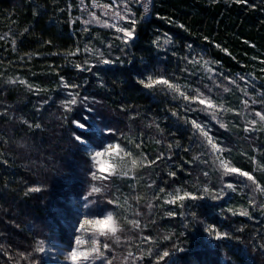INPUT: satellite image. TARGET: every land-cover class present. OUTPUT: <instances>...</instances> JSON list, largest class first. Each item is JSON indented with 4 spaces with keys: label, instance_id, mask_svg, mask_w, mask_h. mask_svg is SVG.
I'll list each match as a JSON object with an SVG mask.
<instances>
[{
    "label": "trees",
    "instance_id": "trees-1",
    "mask_svg": "<svg viewBox=\"0 0 264 264\" xmlns=\"http://www.w3.org/2000/svg\"><path fill=\"white\" fill-rule=\"evenodd\" d=\"M69 1L76 6L74 0H0V264H49L44 253L34 251L37 242L69 239L77 215L72 200L81 197L94 182L89 175L93 161L85 144L75 141L73 133L83 134L87 142L96 145L108 136L79 129L73 120L87 123L85 116L93 111L95 118L100 117V122L114 128L115 133L130 126L136 137L161 131L163 140L172 144V159H183L195 179L201 167L190 155L191 146L187 147L196 132L183 118H174L178 100L157 89L143 88L141 73L147 69L172 74L180 71V54L185 53L188 43L209 54L219 73L248 71L251 50L261 51L264 58V0H248L246 4L153 0L152 13L138 23L131 48L144 61L134 59L127 66H85L90 70L75 68L72 53L86 35L71 22ZM163 29L171 36L170 49L159 56L154 35ZM63 79H75L79 89H87V99L83 96L86 92H81L71 111L62 103L66 98L60 87ZM214 126L213 133L225 134L220 126ZM161 166V177L168 186L183 176L179 169L177 177L170 178L164 173V164ZM36 187L41 190L29 191ZM106 191L111 195L107 187ZM215 205L206 200L196 205L195 227H187L184 235L175 232L164 243L170 246L178 237L187 248L173 253L169 263L166 259L158 264H264L261 237L254 234L246 218L221 215L213 210ZM205 218L225 227L231 233L229 241L244 247L242 254L234 245L228 247L226 240L210 247L202 223ZM158 220L145 229L126 224L117 233L120 243L108 241L112 244L110 255L139 245L142 233L155 230L163 234ZM21 253L32 256L24 259Z\"/></svg>",
    "mask_w": 264,
    "mask_h": 264
},
{
    "label": "rangeland",
    "instance_id": "rangeland-1",
    "mask_svg": "<svg viewBox=\"0 0 264 264\" xmlns=\"http://www.w3.org/2000/svg\"><path fill=\"white\" fill-rule=\"evenodd\" d=\"M103 1L109 2V0ZM215 1L228 4L248 3V0L246 2L245 0ZM253 1L255 2L256 0ZM127 3L130 6V13L125 12L124 0H116V4L110 15L107 17L98 16L100 21H107L108 24L116 25V27H109L104 23L96 22L94 17L86 16L73 5V2L71 5L69 1L68 11L71 13V22H76L77 30L86 35V39L82 40V45L79 44L76 48L79 51L73 52L75 53L74 55L72 54L73 59L71 61H74L72 66L75 68H79L77 65H83L84 68L85 66L91 68L94 65L127 66L134 59H137V62L144 61L142 57L137 56L131 50L133 43L137 39L136 28L138 27V23L142 21L139 16L140 10L134 0H127ZM116 13H120L121 16L130 14L137 21L135 24V39L130 44L125 45L120 39L123 33L117 31V28L129 27V25L127 21L120 19ZM85 21L91 22L85 23ZM170 21H166V24L169 25ZM157 38H159V42L154 43V46H156L155 50H157L156 53L159 56H165L170 48L169 43L165 44L164 41L165 39H170L171 36L169 32L163 29L155 32L154 41H157ZM184 51L185 53L180 54V58L182 59L180 71L172 74L162 70L147 69L144 74L141 73V79L149 74H160L172 82L180 84L182 87L188 86L190 89L199 88L205 96H210L217 104L223 103L225 107L234 109L235 111H221L218 114L217 119L226 125V127H221L225 134L213 133L216 129L214 124L220 126V123L217 120H213L209 112L199 111L200 108L204 107L203 105L199 103L190 104L163 86L153 89H147L144 86L143 88L152 92H154V89H157V92L169 95L172 98L176 97L174 99L176 102L178 100L179 109H177V112L176 110L173 111L177 113V115H174V118L181 117L184 120L186 118H192L196 119L198 123H206L212 137L225 149L222 157L230 161V166L251 173L256 178V181L264 185V124H250V121L253 119L259 122V117L254 116V112L264 111V104L259 102L260 97L264 96V58L262 57V52L257 49L250 51L248 71L219 73L217 63L202 48H194L188 43L184 47ZM100 53H103L102 57ZM103 59L115 62L103 63ZM205 61L207 62V66H205ZM193 70H196L195 73H193ZM183 73H185V76ZM225 77L228 79H225ZM241 77H244V79L241 80ZM229 80H234L236 83L230 84ZM65 84L69 86L65 87ZM73 85L78 87H72ZM79 86V83L75 79L71 82L67 79L61 81L60 87L66 95L65 101L72 99L74 95L77 97L81 92H86L83 95L85 98L87 89H79ZM225 87H228L230 91L225 92ZM77 88L78 90H76ZM245 88L247 89L248 95H245L241 91V89ZM189 94L193 95L194 93L190 91ZM253 99L258 101L255 105L251 104V100ZM244 100L249 101L247 106L242 102ZM189 108H196L197 111L187 110ZM86 109L91 110L90 107ZM90 113L92 114L91 116H85L87 123L79 119L76 120L86 124L84 130L94 131L99 136H108L101 145L87 142L84 139L87 142L85 144L87 154L89 155L90 150L102 151L108 145L118 144L123 151L113 150L112 153L105 154L101 158L105 162L104 167L108 171L114 170L115 172H120L129 171L130 169L131 171H129V175L127 176L112 175L107 181H94L87 187L85 193H82L81 197L72 200L77 210V215L75 222L70 226L69 239L59 237L44 240L46 248L51 247L54 249L51 252L46 251L44 253L49 264H73L70 259H66L67 254L73 247L78 250L87 249L90 246L91 238L95 235L94 229L89 225H85L83 231L78 230L79 221L85 217H103L108 212L114 213V219L119 223L121 229L126 224L132 226L129 221L133 220H138L140 226H143L145 229L151 223L155 222V220L159 219L162 222L160 230L163 233L161 234L155 230L142 233L139 239V245L131 247L128 251L119 253L118 255H115L117 253L113 252L112 254L115 256L106 252L108 259H112V264H156L158 255H161L164 251L170 253L168 257L164 258L169 263L170 261L168 262V260L173 253L184 250L187 245L178 237L174 238L176 242H173L170 246L164 243L176 233L184 235L187 227H195L194 217L197 211L195 207L201 200H206L208 203L216 202L217 205L213 206V210L221 215L224 213L240 215L242 209L247 210L249 215L244 216L246 222L254 230V234H258L261 237L259 244L264 245V194L256 190V185L253 181L248 180L242 175L231 174L223 176L222 170L218 169L217 163H213L214 153L210 145L207 144L206 138L195 128L193 130L197 135L193 134L192 142L188 143L190 145L187 148L190 149L191 146L189 151L193 160L195 157H199L196 160L199 162L201 169L200 174L195 179H192L193 176L184 167V161H181L183 159H172V150L168 143L160 136L161 131H152L148 137L144 133L136 137L132 134L135 130L130 126L128 129L115 133L114 128L112 129L100 122V117L95 118L93 111H90ZM188 124L190 127L192 126L190 123ZM245 127H255L256 130L245 131ZM147 128H149L148 124ZM108 129H112L113 131L109 133ZM137 143L140 145L139 148L135 147ZM162 143L166 145L160 147ZM169 144L172 146L171 143ZM173 147L175 149V146ZM126 152L132 153V155L127 156L125 155ZM161 153L163 154V158L156 160V157ZM143 156H147L148 161L156 160V163L151 166H140V161ZM133 158L137 159V167L135 169H132L131 165ZM205 160L208 161L207 164L204 163ZM144 163L146 165L147 161ZM161 164H164V169L166 168L165 174L169 175L170 172L178 174L179 169H181L183 176L179 177V180L175 181L172 186H168L167 180L161 177ZM92 168L93 171L98 170L94 166V161ZM205 172L208 173L207 176L204 175ZM169 177L171 178L170 175ZM226 183H232L236 190L233 191L232 189L225 188L224 195L218 199H213L212 195L218 194L219 190ZM92 184H97L98 186L103 184L105 186L104 192L89 196L88 193ZM205 186L212 190V193L204 195L202 199H184L183 201L177 200L175 203H165L173 195H183L184 192H192L200 195ZM106 187L111 190V195L107 194ZM161 189L164 191H161ZM109 201H116V203H109ZM86 204L87 207H85ZM229 209L232 211H229ZM168 212H173L175 215L169 216L167 214ZM202 223L204 229L209 225H214L221 232L228 231L225 227L218 226L206 218L202 220ZM103 227L107 228L108 226L104 225ZM208 235L211 240L210 247L214 248L218 242L226 240L227 246L231 247L234 245V249L239 255L244 251V247L236 243H231L228 238L229 236L216 239L214 235H210L209 233ZM78 236L84 241L82 245L75 243V238ZM144 237H151V240L145 242ZM165 237L169 238L165 239ZM97 238L101 242L105 240V237ZM149 248L152 250L151 255L145 254ZM128 253H132V256L129 257ZM142 254H144L143 259H139ZM125 257L128 258L125 259ZM147 260L148 262H144ZM86 264H101V261L95 259L86 262Z\"/></svg>",
    "mask_w": 264,
    "mask_h": 264
},
{
    "label": "snow or ice",
    "instance_id": "snow-or-ice-1",
    "mask_svg": "<svg viewBox=\"0 0 264 264\" xmlns=\"http://www.w3.org/2000/svg\"><path fill=\"white\" fill-rule=\"evenodd\" d=\"M134 2H139V0H134ZM246 2V0H245ZM97 7H100L101 5H96ZM103 7L105 8H112L114 5L109 4V5H104ZM124 8L126 13H130V6L127 3V0H124ZM143 9L144 12H148L149 7L148 4L145 3L143 4ZM116 15L122 19L127 21V24L129 27H118L117 31L123 33V36L120 37L122 43L125 45L130 44L132 40L135 39V24L136 20L132 18L130 14L128 15H123L121 16L120 13H116ZM94 18L96 19V22L98 23H104L106 26L109 27H116L115 24H108L107 21H100L99 17H95V14H93ZM91 21H85V23H90ZM181 27H183L181 25ZM159 38H157V41H154V43H158ZM170 42L169 39H165L164 43L168 44ZM219 46V45H217ZM87 51V49H85ZM76 51H79L77 49ZM225 51H227L225 49ZM73 55L75 53H72ZM100 56H103V53H100ZM103 63H114L115 61L103 59ZM205 66H207V62L205 61ZM77 67L81 68L82 70H90V69H85L83 65H77ZM225 79H228L225 77ZM244 77H241V80H243ZM13 83L15 81H12ZM21 83H26L25 81H20ZM139 83L143 85L147 89H153L156 87L163 86L165 87L168 91L176 93L180 98H182L185 101H188L190 104L192 103H199L200 105H203L204 107L200 108L199 111L203 112H209L212 116L213 120H217L218 123H220V127H226L225 124L221 123L217 117L219 112H227V111H235L234 109H230L225 107L223 103L217 104L210 96H205L203 92L199 88L195 89H190L188 86H181L180 84L174 83L168 78H166L163 75L160 74H149L145 76V78L140 79ZM230 84H235L236 82L234 80H229ZM69 85L65 84V87H68ZM72 87H78L73 85ZM193 92V95H190L189 92ZM210 91V90H209ZM225 92L230 91L228 87L224 88ZM242 92H244L245 95H248L247 89H241ZM203 97V98H202ZM176 98V97H174ZM84 99H87L86 97ZM246 106L249 104L248 100L242 101ZM258 101L256 99L251 100V104L255 105ZM259 102L261 104H264V96H261L259 99ZM63 106L66 108V110L71 111V106L75 105L77 103L76 96L74 95L72 99L68 101L62 102ZM189 111H197L196 108H189L187 109ZM238 114V113H237ZM173 115H177V113L173 112ZM254 116L259 117V122L255 119L250 121L251 125H256L257 123L264 124V111H256L254 112ZM186 123H190L193 128H195L203 137L206 138V142L208 145H210L212 152L214 153V159L213 163H217L218 169L222 170V175L223 176H228L231 174H239L244 177H246L248 180L253 181V183L256 185V190L264 194V185H261L258 181H256V178L249 172L242 171L239 168H236L234 166H230V161H228L226 158L222 157V153L225 151L224 148H222L212 137L210 134L207 124L206 123H198L196 119L192 118H186L185 120ZM72 123L79 129H85L86 124L79 121V120H73ZM36 127H39V125H36ZM255 127H245V131H255ZM113 130L108 129V132L111 133ZM74 140L81 143V144H86L87 142L83 138V134H76L73 133ZM159 142V141H158ZM136 148H139L140 145L137 143L135 145ZM171 147V145H169ZM113 150L116 151H123V149L120 148V145H108L105 149L102 151H95V150H90L89 155L91 156L92 160L94 161V166L97 167V171H91L89 173L91 179L93 181H107L111 178L112 175H123L127 176L129 175V171H120V172H115L113 171H108L105 167L104 164L105 162L101 159L105 154H110L113 152ZM125 155L131 156L132 153L126 152ZM163 154L161 153L156 157V160L162 159ZM194 159H199V157H195ZM156 160H151L148 161L147 156H143L140 161V166H151L156 163ZM145 161H147V164L145 165ZM205 164L208 163L207 160L204 161ZM131 165L132 169H135L137 167V159L133 158L131 160ZM107 172V174H105ZM170 176H174L175 172H170ZM205 176L208 175L207 172L204 173ZM232 189L235 191V186L232 183H226L224 187H222L218 194L212 195L213 199H218L220 196L224 195V189ZM41 189L39 187L36 188H31L29 191H40ZM105 190V186L101 184L98 186L97 184H92L90 186V191L88 193L89 196H92L94 194H101ZM161 191H164L161 189ZM179 192V190H177ZM212 190H210L207 186L203 188V191L200 195H197L192 192H184L183 195H173L170 199L165 201V203H175L177 200L183 201L184 199H192V200H197V199H202L204 195L211 194ZM90 203V201H89ZM109 203H116V201H109ZM252 203V201H250ZM87 207V204L85 205ZM229 211H232L229 209ZM169 216L175 215L173 212H168L167 213ZM240 215L242 216H248L249 212L247 210L242 209L240 211ZM129 223L132 224L134 228H139L140 223L138 220H133L129 221ZM85 225H89L94 229L95 235L91 238L90 246L87 249L83 250H78L77 248L73 247L71 251L67 254L66 259H70L73 264H86V262L90 260H95L99 259L101 261V264H112V259H108L106 252H110L112 248V244L109 243L108 241H114L115 243H120L121 237L118 235V232H121L122 229L117 223L116 219H114V213L113 212H108L106 215L103 217H94V218H89L85 217L81 221H79V229L83 231L85 229ZM104 225H107L108 227L105 228L103 227ZM206 232H208L210 235H214L216 239H222L226 238L229 236V233L227 232H221L218 230L214 225H209L206 229ZM97 237H105L106 239L101 242V240ZM169 237H165V239H168ZM151 237H144V241H150ZM75 243L77 245H82L84 243L83 240L78 236L75 238ZM54 249L51 247L46 248L45 247V241L44 240H39L37 242L36 247L34 248V251L36 253H45L46 251L51 252ZM147 255L152 254L151 248L147 250ZM22 258L28 259L32 256V253H21L20 254ZM142 254L139 259H143ZM170 253L168 251H164L161 255H158L157 257V264L159 261L164 260L165 257H168ZM128 256H132V253H128ZM128 257H125L127 259ZM114 259V257H113ZM36 264H39V261L36 262Z\"/></svg>",
    "mask_w": 264,
    "mask_h": 264
},
{
    "label": "built area",
    "instance_id": "built-area-1",
    "mask_svg": "<svg viewBox=\"0 0 264 264\" xmlns=\"http://www.w3.org/2000/svg\"><path fill=\"white\" fill-rule=\"evenodd\" d=\"M76 7L79 11L84 13L88 17H94L93 14H95V17H107L111 14L112 8H105L104 5H115L116 0H109V2H104L103 0H74ZM147 3L149 10L148 12H144L143 4ZM96 5H101L100 7H97ZM136 6L140 10V18L146 19L148 18L152 13V7H153V0H139V2H136Z\"/></svg>",
    "mask_w": 264,
    "mask_h": 264
}]
</instances>
